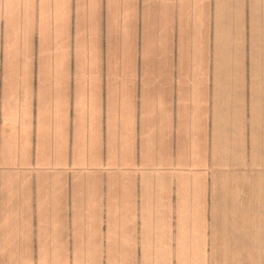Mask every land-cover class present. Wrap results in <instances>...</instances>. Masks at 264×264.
<instances>
[{
	"label": "clouds",
	"instance_id": "obj_1",
	"mask_svg": "<svg viewBox=\"0 0 264 264\" xmlns=\"http://www.w3.org/2000/svg\"><path fill=\"white\" fill-rule=\"evenodd\" d=\"M100 9V0H85L76 8L78 22L88 24L90 37L88 49H79L84 67L89 69L82 84L93 89L96 103L87 138L78 121L72 166L68 156L67 99L52 110L51 103L45 100L51 89L44 78L51 79L55 71L58 93L61 82L67 79L62 69L67 60L70 2L0 0V18L7 26L4 93L0 100V175L9 196L8 206L16 199L22 200L16 211L5 214V237L0 248V255L6 258L4 264H37L30 247L33 177L40 217L38 264H208L203 248L206 212L211 213L214 222L219 207L226 213V229L242 234L246 241L238 242L231 250L226 246L222 264H264V60L256 55L254 39L249 107L244 32L248 15L253 36L264 32L260 27L264 22V0H145L146 23L160 20L171 30L179 20L182 61L185 25L195 21L200 45L197 54L201 58L197 86L203 90V103L197 107L195 126L182 113L180 127L187 144L178 157L170 155L165 143L171 134V117L166 115L159 139L155 129L145 137L140 164L135 162L131 128L130 85L134 72L130 67L117 77L123 82L120 91L126 123L117 140L114 122L110 121L107 162L101 156L99 59L95 47ZM108 14L113 23L122 20L127 26L137 15L135 0H109ZM213 18L217 32L216 93L214 109L209 110L208 25ZM226 21L232 26V46L222 41ZM36 27L42 46L55 31L57 51L63 56L57 59L54 69L51 63L41 65L39 143L33 159L30 77L21 75L18 62L21 55L29 59V41ZM127 30L125 27L126 33ZM222 84L226 87L222 88ZM193 158L197 161L195 167ZM69 211L73 213L71 221ZM25 215L28 219L20 227L15 221ZM105 223L107 232L102 231ZM21 239L29 244L24 252L17 243ZM70 240L74 241L72 253ZM138 246L142 249L139 260Z\"/></svg>",
	"mask_w": 264,
	"mask_h": 264
},
{
	"label": "crops",
	"instance_id": "obj_2",
	"mask_svg": "<svg viewBox=\"0 0 264 264\" xmlns=\"http://www.w3.org/2000/svg\"><path fill=\"white\" fill-rule=\"evenodd\" d=\"M71 7V17L68 27L67 38V60L62 71L66 72V81L61 82L59 93L56 88L55 71L52 78L44 77L48 80L46 87H50V92L45 97L46 102H50L52 110H55L57 103H63L67 99V132H68V156L69 163L74 166V145L76 141L78 121L87 135L91 132L94 120L93 110L95 100L93 98V89L85 87L82 84V77L89 72L84 67V58L80 54V47L88 49L90 37L88 34V24L78 22L76 8L78 3L85 0H69ZM214 2V0H213ZM109 0H100L101 9L98 21V34L95 38V47L99 59V132L101 137V156L104 162L108 159V142L110 121L114 122V131L119 140L124 126L123 116L124 105L121 88L123 82L117 77L125 73V68L130 67L134 72V82L130 85V104H131V128L135 138V162L140 164L145 144V137L149 131L155 129L154 135L157 139L160 137L161 122L166 115L171 117V134L166 140V146L170 150V155L175 159L180 155L187 144V138L181 129L182 113L186 115L189 124L195 126V115L197 107L203 103V90L199 88L197 77L200 74V57L197 49L200 46L197 42L196 23L194 20L188 21L185 25L183 36V61L181 58L182 36L181 25L177 20L168 30L160 20L149 21L146 23L144 18L145 0H135L137 6V15L134 21L127 26L123 21L113 23L108 14ZM127 27V33L125 32ZM261 28H264V22H261ZM224 34L222 41L227 46H232L235 41L232 33V26L229 22L223 25ZM84 35L80 36L79 33ZM245 32V52L247 58V80L249 107L251 102L252 86V56L253 43L256 42V55L264 60V32H257L253 36V25L251 16L248 15L244 21ZM7 26L6 21L0 18V100L4 93L5 76V44H6ZM63 45V41H60ZM29 59L21 55L19 59L21 75L30 77V114L31 127L29 131L31 154L35 158L37 145L39 143V117L41 108V65L51 63L53 69L58 58L63 56L58 52V42L55 31L46 39L42 46L39 28L33 29L29 41ZM216 47L217 32L216 23L213 18L208 25V88L209 98L207 107L214 109L216 93ZM42 51L45 55H41ZM27 63V68L25 65ZM83 68V71H82ZM227 77L225 76V80ZM264 80V75L261 76ZM86 83V82H85ZM259 84V81L257 82ZM226 85L222 84V88ZM21 102L24 99L23 90L20 93ZM185 101L184 104L181 101ZM201 108V112H203ZM211 119V117H210ZM53 135L55 121H52ZM167 135V133H165ZM196 166V159L191 161ZM106 179V177H105ZM71 181V177H70ZM33 199L31 202V252L34 262L39 260V228L40 217L39 209L35 197V177L32 183ZM140 195L139 180L137 182V196ZM9 196L3 189V177L0 175V248L3 247L5 230L3 223L7 212L16 211L22 204L21 199H16L8 206ZM175 205L176 197H172ZM139 199L137 200L139 210ZM73 213H67L71 221ZM225 210L218 208L216 220L213 222L211 213L206 212V227L203 233V248L208 264L213 262H222L224 260V251L234 249L238 242L244 243L245 238L241 235L233 234L230 228L225 226ZM28 219L25 215L15 223L23 227L24 221ZM106 219V217H105ZM141 222L137 221V232L140 231ZM173 227H175V217L173 218ZM108 226L105 223L102 231L107 232ZM139 241V235L137 237ZM20 251L24 252L29 244L25 241H17ZM69 252H74V241H69ZM142 256V249L137 247V258ZM73 257L70 255L69 257ZM5 257L0 255V264H4Z\"/></svg>",
	"mask_w": 264,
	"mask_h": 264
},
{
	"label": "rangeland",
	"instance_id": "obj_3",
	"mask_svg": "<svg viewBox=\"0 0 264 264\" xmlns=\"http://www.w3.org/2000/svg\"><path fill=\"white\" fill-rule=\"evenodd\" d=\"M208 263H210V262H208ZM214 264H222V262H213Z\"/></svg>",
	"mask_w": 264,
	"mask_h": 264
}]
</instances>
